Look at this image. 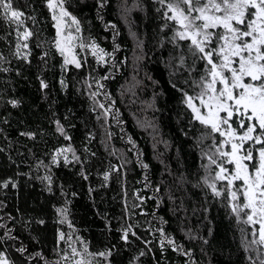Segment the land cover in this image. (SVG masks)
Instances as JSON below:
<instances>
[{"label":"trees","instance_id":"16d2710c","mask_svg":"<svg viewBox=\"0 0 264 264\" xmlns=\"http://www.w3.org/2000/svg\"><path fill=\"white\" fill-rule=\"evenodd\" d=\"M136 2L127 0L132 10L125 19L124 0H107L103 9L98 8L97 0H69V10L80 19L86 38H94L108 51L114 44L120 46L115 53L118 68L111 62L101 67L88 55L84 68L63 71L62 58L51 48L55 29L46 0H14L27 16L35 17V23L27 20L28 27L38 33L30 42L31 63L12 56L15 26L0 16V53L10 61L3 65L10 70L0 71V182L11 179L17 185L0 187V223L6 224L14 237L0 241V251L14 264L57 260V253L67 248L66 242L58 243L61 231L73 237L74 246L82 247L75 243L79 237L93 253L111 251L107 260L96 257L94 264H191L192 260L195 264H250L247 257H255L244 250L239 229L246 226L237 224L226 201L214 198L203 186L194 187L201 163L194 137L200 126L189 124L191 116L181 104L180 93L171 86L180 84L187 73L173 76L167 63L171 45L159 47L161 35L170 32L159 31L163 21L155 11L157 5L140 0L142 7L135 9ZM110 24L116 28H107ZM133 32L143 41L142 52L136 48ZM40 41L47 43L37 47ZM44 51L49 52L46 62L40 59ZM141 55L143 59L137 61ZM125 57L127 62L121 63ZM88 73L93 89L84 83ZM104 75L112 77L102 82L104 91L116 102L114 115L107 121L97 119L102 110L96 102L108 106L109 99L101 94L93 100L89 95L95 90L92 77ZM62 78L66 88L60 84ZM40 79L48 83L47 89H41ZM12 99L20 102L18 107L8 103ZM57 119L71 141L56 131ZM24 132L35 133V139L21 135ZM129 137L134 144L129 143ZM69 143L82 163L65 165L61 160L59 166H51L53 150ZM113 151L115 155L110 154ZM125 160L130 163L122 172L113 173L105 182L103 173L110 164ZM39 161L49 165V170L37 168ZM141 163L149 167L144 169ZM49 171L53 176L51 191L42 180ZM181 174L189 183H178ZM137 192L143 203L136 199ZM59 207L68 208V221L63 224L56 212ZM128 224L141 239L130 237L131 243L126 244L121 229ZM159 228L190 250L191 260L168 246L162 251ZM4 232L0 228V236ZM143 241L151 243L145 246ZM21 246L27 249L23 256L16 251ZM141 250L146 255L133 261Z\"/></svg>","mask_w":264,"mask_h":264},{"label":"snow or ice","instance_id":"6c2138e0","mask_svg":"<svg viewBox=\"0 0 264 264\" xmlns=\"http://www.w3.org/2000/svg\"><path fill=\"white\" fill-rule=\"evenodd\" d=\"M97 2L98 8L103 9L107 0ZM152 3L157 5L155 11L161 14L160 19L163 21L160 33L170 32V35H161L159 47L171 45L172 52L167 63L173 69L172 75L187 73L180 84L173 82L171 86L180 93L181 104L191 116L189 124L200 126L199 134L194 137L201 161L200 171L197 173L199 179L194 187L203 186L214 198L226 201L237 224L246 226L239 230L244 250L255 253V257H247L250 264H264V0H152ZM46 7L55 29L51 48L62 58L63 71L84 68L88 64V55L101 67H108L111 62L112 67L118 68L115 53L120 50V46L114 44L113 50L108 51L94 38H86L80 19L69 10V0H46ZM141 7L140 0L133 5L135 9ZM131 10L127 6V0H124L122 11L125 19ZM0 16L15 26L12 56L31 63L30 42L38 33L28 27L27 20L35 23V17L27 16L14 5V0H0ZM100 19L103 20V17ZM106 27L115 29L116 25ZM131 35L137 41L136 48L142 52L143 41L135 32ZM44 43L47 41H40L36 46L42 47ZM48 56L49 52L44 51L40 59L46 62ZM136 59L140 61L143 56H137ZM126 62L125 57L121 63ZM5 63L10 61L0 53L2 72L10 70L3 67ZM90 76L91 73H88L84 83L88 89H93V83L88 79ZM111 78V75H104L99 79L92 77L95 90L89 92L90 98L96 100L103 94L110 101L108 106L103 102H96L97 107L102 110L97 116L98 120L104 118L107 121L109 116L114 115L116 102L104 91L105 85L102 82ZM60 84L67 87L63 78ZM40 86L41 89L49 87L44 79H40ZM8 103L12 107H18L20 102L12 99ZM54 124L60 136L71 141L72 137L67 134L60 120H55ZM21 135L30 139H35L36 136L33 132ZM108 137L111 138V133H108ZM90 139L94 137L90 136ZM129 143L134 144L131 137ZM84 151L88 152L89 149L86 147ZM110 154L115 155V152ZM91 155L95 156V153ZM61 160L65 165L82 163L71 143L53 150L51 166H59ZM126 163L130 161L125 160L119 165L110 164L103 173V180L107 182L113 173L122 172ZM41 166L49 170V165L43 161L38 162L37 168ZM140 166L144 169L149 167L146 163H141ZM81 174L84 179L88 178ZM42 180L51 191L53 176L50 171ZM177 181L180 185L189 183L187 176L183 174L177 177ZM9 185L13 188L17 186L11 179L0 182L2 188L6 189ZM155 191L160 192V188L156 187ZM134 195L143 203L144 198L138 192ZM56 212L62 217L60 223L68 221L67 207L56 208ZM39 223L43 224L44 221ZM68 226L72 227L70 222ZM133 227L128 224L121 229V240L126 244L131 243L130 237L141 239ZM0 228L5 229L0 241L5 238L14 239L11 236L12 230L6 224L0 223ZM156 231L161 236L159 246L162 251L168 246L191 260L190 250H184L163 228ZM59 242H66L67 248L57 253V260H45V264H94L96 257L107 260L112 254L110 250L97 253L89 251L87 243L79 237L75 238V243L82 247L74 246L73 237L63 231L59 232ZM143 242L145 246L151 243ZM203 242L208 243L206 239ZM16 251L23 256L27 249L21 246ZM144 255L146 253L141 250L133 261H138ZM36 256L39 257L40 254L36 253ZM0 264L14 262L4 251H0ZM191 264H195V261L192 260Z\"/></svg>","mask_w":264,"mask_h":264},{"label":"rangeland","instance_id":"374dc122","mask_svg":"<svg viewBox=\"0 0 264 264\" xmlns=\"http://www.w3.org/2000/svg\"><path fill=\"white\" fill-rule=\"evenodd\" d=\"M121 89H122V88H121ZM121 89H120V90H121ZM125 97H126V99H127V94L123 95V98H125Z\"/></svg>","mask_w":264,"mask_h":264}]
</instances>
